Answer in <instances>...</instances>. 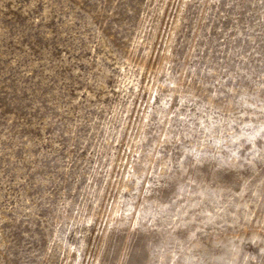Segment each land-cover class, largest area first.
<instances>
[{
  "label": "rangeland",
  "instance_id": "rangeland-1",
  "mask_svg": "<svg viewBox=\"0 0 264 264\" xmlns=\"http://www.w3.org/2000/svg\"><path fill=\"white\" fill-rule=\"evenodd\" d=\"M0 264H264V0H0Z\"/></svg>",
  "mask_w": 264,
  "mask_h": 264
}]
</instances>
